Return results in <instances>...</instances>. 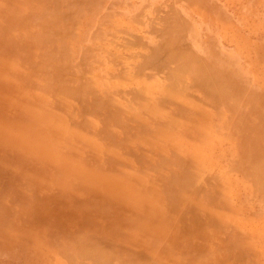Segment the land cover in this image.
<instances>
[{
    "label": "rangeland",
    "instance_id": "rangeland-1",
    "mask_svg": "<svg viewBox=\"0 0 264 264\" xmlns=\"http://www.w3.org/2000/svg\"><path fill=\"white\" fill-rule=\"evenodd\" d=\"M0 264H264V0H0Z\"/></svg>",
    "mask_w": 264,
    "mask_h": 264
},
{
    "label": "bare ground",
    "instance_id": "bare-ground-1",
    "mask_svg": "<svg viewBox=\"0 0 264 264\" xmlns=\"http://www.w3.org/2000/svg\"><path fill=\"white\" fill-rule=\"evenodd\" d=\"M166 58H168V57L166 56ZM162 60H164V59L162 58ZM179 67H180V66H179ZM174 70H175V68H174ZM177 75H178V74H177ZM177 75H176V76H177ZM179 75H180V74H179ZM205 85H206V83H205ZM211 89H213V87H212ZM255 170H256V169H255Z\"/></svg>",
    "mask_w": 264,
    "mask_h": 264
}]
</instances>
